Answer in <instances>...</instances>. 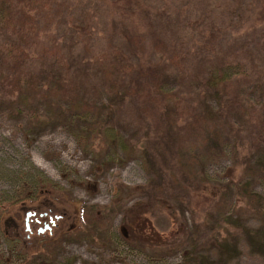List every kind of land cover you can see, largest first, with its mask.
<instances>
[{
	"label": "rangeland",
	"instance_id": "obj_1",
	"mask_svg": "<svg viewBox=\"0 0 264 264\" xmlns=\"http://www.w3.org/2000/svg\"><path fill=\"white\" fill-rule=\"evenodd\" d=\"M59 1L67 3L68 19L49 30L52 37L45 40L46 46L58 50L66 58L71 79L77 83L82 95L100 107L101 120H110L109 125L118 131L122 141H127L126 148L132 152L127 156L122 150L104 148L100 156H96L94 146L97 142L91 143L92 149H83L67 124L33 126L26 117L0 114V264H178L180 248L155 260L151 258L153 247L142 244L138 247L141 242L137 244L125 232V225L133 213L143 212L149 215H146L147 220H151L162 237L179 227L183 229L184 239L197 240L199 237L203 246H197V254L216 260L214 264H264V225L257 218L249 217L240 222L245 233L228 230L232 236L229 242L237 238L235 248L228 246L221 250L211 241L215 228L222 236L226 235L224 229L228 227L222 221L234 214H225L226 210L219 206L221 201L229 205L232 197L239 194L236 189L230 193L223 187L229 181L230 170L235 181L245 175L244 159L249 152L245 145L239 146L241 134L234 137L237 129H244L243 120L237 121L235 117L233 123L232 115L227 113L231 118L227 122L231 126L235 124L234 129L222 121L215 122V101L205 104L198 101L194 88L187 96L194 109L187 132L177 133L179 130L167 127L165 120H159L161 117L151 111V115L143 116L136 100V97L142 100V95L117 98L110 91V80L114 78L108 67L121 56L116 57L108 43L137 63L120 33L115 32L113 26L109 27L108 19L116 22L119 14L115 10H106L104 5L100 7V2L93 0ZM165 1L163 8L171 10L175 19L176 10L184 0ZM215 2L218 4L216 12L203 16L197 30L193 24L199 18L201 6L197 0L187 1L183 27L192 32L187 31L189 34L183 40H168L172 25L166 16L154 19L150 25L164 35L163 41L167 45L175 46L173 48L178 52L174 56L180 55L181 51L188 55L181 60L180 67L189 66L188 72L197 78L202 76L206 65V52L201 51L205 43L202 34L208 26L217 24L221 29L229 26L231 33L228 29L224 32L240 40L235 55L240 59L244 57L242 61L248 64V73L260 79L264 75V61L262 53L252 46L256 41H262L264 23H258L259 20L248 15L252 1L206 0L205 4H210L209 8L213 5L215 9ZM84 27L93 30V36L79 40L76 33ZM109 32L113 37L107 41L104 36ZM247 43L249 46L245 48ZM222 49L231 52L225 45ZM104 58L108 61L101 60ZM160 60L169 65L163 61V53L151 54L145 65H154ZM233 60L229 61L235 63ZM160 66L161 80L166 88L184 93L182 74L171 67H179L177 63L171 66L160 63ZM52 70L48 64L40 67V73ZM121 76L116 83V94L122 92L120 86L124 77ZM128 80L127 84L136 86L131 77ZM260 83L261 89L253 93L248 90L252 102L264 96V81ZM247 85L248 78L241 81L240 90ZM174 105L177 103L167 105L166 111L173 112ZM230 128V136L223 139L231 145L227 157L209 165L205 176L196 158L208 154L210 149L215 151L216 141L221 135L226 137ZM211 130L215 134H208ZM260 158L264 161L263 154L251 153L250 166L256 167L258 163L255 168L258 170ZM217 188L219 191L215 193ZM253 189L258 194L264 191L261 186ZM27 212L36 213L37 218L40 214H47V217L39 218L40 225L31 221L27 230ZM48 216L55 225L50 232L37 233L43 223H48ZM96 218L103 219L101 224L109 228L106 242L91 231ZM218 219L221 223H217ZM232 220L237 219L233 216Z\"/></svg>",
	"mask_w": 264,
	"mask_h": 264
},
{
	"label": "trees",
	"instance_id": "obj_2",
	"mask_svg": "<svg viewBox=\"0 0 264 264\" xmlns=\"http://www.w3.org/2000/svg\"><path fill=\"white\" fill-rule=\"evenodd\" d=\"M93 1L100 2L98 4L100 7L104 5L106 10H115L119 14L116 22L108 19L109 27L116 28L115 32L120 33L124 44L130 48L131 56L135 58L134 60L137 58V63L135 61L133 63L129 56H125L116 46L108 43V47L112 48L116 57L121 56L118 61L108 67V72L114 78V82L110 80L112 82L110 91H113L117 98L135 94L142 95V100L136 97L142 115L147 117L151 115L150 111L152 114L156 113L161 117L158 118L159 120H165L167 127L171 126L177 131L179 130L177 133L187 132L189 127V120L194 109L190 97L187 96L189 91L193 92V88L196 89L198 101H202L204 104L210 100L215 101V122L222 121L228 127L231 126V123L227 122L231 119L228 114L232 115L233 123H235V117H237V121L243 120L244 129L243 127L237 129L234 137L241 134L239 146L245 145L249 152L244 159L245 175H241L235 181L233 171L230 170L229 181L223 187L230 193H232L231 190L236 189L239 194L232 197V202L229 205L223 204V201L219 204L223 210H226L225 214L234 212L233 216L237 220H232L233 216L228 215L229 219L222 221L228 227L224 229L227 231L226 235L222 236L215 228V236L211 238L218 249L224 250V247L228 246L235 248L237 238L231 239L230 245L228 230L245 233L240 222L249 217L263 221L264 225V191L258 194L253 189L256 186L264 188L263 158L258 161L260 163L258 170L255 169L258 163H256V167L250 166L251 153H260L264 157V96L257 97L255 98L257 100L252 102L251 95L248 93V90L253 93L261 89L259 82L264 81V75L259 79L248 73V64L242 61L244 57L240 59L235 55L237 49L240 48V40L236 36L232 37L224 32L229 26L221 29L217 24L208 26L202 34V40L205 43L202 44L204 48L201 51L203 54L206 52L204 59L206 65L202 76L197 78L191 75L188 72L189 66L180 67L181 60L188 58V55L181 51L180 55L174 56L178 52L173 48L175 46L172 43L167 45L163 41L164 35L160 31H156L150 24L154 19L164 16L163 19L166 16L171 20L172 25L171 37L168 40H183L185 35L189 34L187 31L192 32L190 28L183 26L186 22L185 4L187 1L193 0H181L182 4L177 9L178 11L176 10L175 19L171 15V10L163 8L165 0ZM197 1L201 6V12L193 26L199 30L200 19L209 12H216L218 4L215 2V9H213V5L209 8L210 4H205L206 0ZM251 1L250 5L252 6L247 10L248 15L259 20L258 23H264V0ZM68 15L69 7L65 1L0 0V114L5 113L10 117L17 118L26 117L30 121L29 125L33 126L45 123L60 126L67 124L83 149H92L91 143L97 142L94 146L97 152L96 156H100L99 154L104 148L122 150L128 156L132 152V149L126 148L129 144L126 140L122 141L118 137V131L109 125L110 120H101L103 112L100 107L90 103L82 95L77 83L71 79L70 67L66 58L58 50L53 51L52 48L46 46L45 40H51L52 37L51 29L60 23H66ZM90 25H93L92 22ZM91 36H93V30L89 31L86 27L76 33V38L79 40H88ZM112 37L113 33L109 32L108 36L105 33L104 38L107 41ZM219 40L222 41L219 43ZM261 40L260 43L256 41L252 47H256L262 53L264 61V35ZM250 41L252 42V40ZM223 45L227 46L231 52L223 50ZM248 46L249 43L245 48ZM193 49L194 47H192ZM157 53H163V61L169 64L162 63L160 60L162 65L171 66L177 63L179 67H171L177 68L181 72L182 82L186 87L184 93L179 94L175 90L166 88V84L161 80L163 71L160 63L145 65V61L150 59V55ZM230 58L234 59L235 63L229 61ZM101 60L106 61L107 58ZM177 60L179 61L176 62ZM45 64H48L53 70L40 73L41 65ZM38 65L40 66L37 67ZM119 75L124 77L120 86L122 92L116 94ZM130 77L132 78L131 82H136V86L127 84L130 82L128 80ZM246 78H248V85L240 90V83ZM250 78L254 80L250 81ZM171 103H177L173 106V112L168 109L166 111L167 105ZM166 112L169 114H165ZM234 125L231 126L233 129ZM195 131L196 129L192 133ZM207 132L215 134L214 130ZM230 132L231 128L226 137L221 135L220 140L216 141L215 151L210 149L208 154L196 158L202 174L205 175L209 165L217 164L227 157L228 148L231 145L224 140L230 136ZM208 138L214 142L211 137ZM218 191L217 188L215 193ZM223 199L225 200L224 194ZM146 215L148 214L144 212L133 213L125 225V232L129 233V236H132L137 244L138 241L141 242L138 247L140 244L153 247L150 249L151 258L159 260L165 253L180 248L181 257L178 264H214L217 262L197 254V246L202 245V240L199 237L197 240L194 238L184 239L182 227L171 232L170 235L162 237V233L156 230L155 226L151 224V220H147ZM171 215L174 216L173 213ZM101 220L103 219L96 218L92 222L91 231L98 239L106 242L109 240V228L101 224ZM217 223H221L220 219L217 220ZM246 233L249 232L246 231ZM169 239L170 241H168Z\"/></svg>",
	"mask_w": 264,
	"mask_h": 264
},
{
	"label": "flooded vegetation",
	"instance_id": "obj_3",
	"mask_svg": "<svg viewBox=\"0 0 264 264\" xmlns=\"http://www.w3.org/2000/svg\"><path fill=\"white\" fill-rule=\"evenodd\" d=\"M28 213H30V214L28 215ZM46 217H47V214H40L39 215V218H42V219H44ZM39 218H37L36 213L27 212L26 213V216H25V226H26V229L29 230V224L33 220H34L35 223H37L38 225H40L41 221L39 220ZM48 218H49V216H48ZM51 221H53V220L51 218H49L48 219V223H43L42 224V227H39L38 228L37 233L40 234V233H43L45 231H49L50 232L51 227H53L55 225V224L54 225L51 224ZM46 225L49 226V228H50L49 230L45 229V226Z\"/></svg>",
	"mask_w": 264,
	"mask_h": 264
},
{
	"label": "water",
	"instance_id": "obj_4",
	"mask_svg": "<svg viewBox=\"0 0 264 264\" xmlns=\"http://www.w3.org/2000/svg\"><path fill=\"white\" fill-rule=\"evenodd\" d=\"M29 214H30V213H28V215H29ZM56 219H57V218H56ZM51 224H53V225H54V222H53V221H51ZM45 229L49 230L50 228H49V226H47V225H46V226H45ZM45 229H44V230H45ZM42 231H43V230H42Z\"/></svg>",
	"mask_w": 264,
	"mask_h": 264
}]
</instances>
